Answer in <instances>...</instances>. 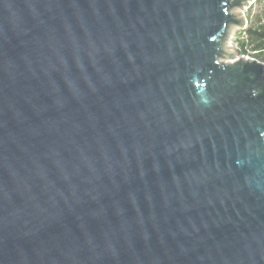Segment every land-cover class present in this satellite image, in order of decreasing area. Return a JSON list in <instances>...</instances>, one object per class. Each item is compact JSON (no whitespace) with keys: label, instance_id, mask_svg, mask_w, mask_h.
<instances>
[{"label":"water","instance_id":"95a60500","mask_svg":"<svg viewBox=\"0 0 264 264\" xmlns=\"http://www.w3.org/2000/svg\"><path fill=\"white\" fill-rule=\"evenodd\" d=\"M255 0H0V264H264Z\"/></svg>","mask_w":264,"mask_h":264},{"label":"trees","instance_id":"16d2710c","mask_svg":"<svg viewBox=\"0 0 264 264\" xmlns=\"http://www.w3.org/2000/svg\"><path fill=\"white\" fill-rule=\"evenodd\" d=\"M256 22L251 19L250 24L241 31L238 39L239 52L243 56L250 54L251 50L254 59L264 62V14Z\"/></svg>","mask_w":264,"mask_h":264},{"label":"rangeland","instance_id":"374dc122","mask_svg":"<svg viewBox=\"0 0 264 264\" xmlns=\"http://www.w3.org/2000/svg\"><path fill=\"white\" fill-rule=\"evenodd\" d=\"M243 14H244V17H245V19L247 20V25H246V27L248 26V24H250V21H251V19H253V21L255 22V23H257L256 21H257V19L259 20V18L261 17L262 18V16H263V14H264V0H256L246 11H244L243 12ZM245 29V28H244ZM241 31L242 30H240V29H237L236 28V30H235V32H234V34H233V36H232V39H231V42L237 47V48H239V45H238V39H239V37H240V33H241ZM239 50H240V48H239ZM248 50H249V48H248ZM248 55V56H247ZM245 54V55H243L244 57H251V58H253L251 55H253L252 54V52H251V50H250V54ZM256 60V59H255ZM260 62H262V61H260ZM264 63V62H263Z\"/></svg>","mask_w":264,"mask_h":264},{"label":"clouds","instance_id":"9594fccd","mask_svg":"<svg viewBox=\"0 0 264 264\" xmlns=\"http://www.w3.org/2000/svg\"><path fill=\"white\" fill-rule=\"evenodd\" d=\"M255 1H256V0H255ZM255 1H254V2H255ZM245 28H246V27H245ZM243 30H244V29H243ZM250 58H251V57H250ZM258 61H259V60H258Z\"/></svg>","mask_w":264,"mask_h":264}]
</instances>
